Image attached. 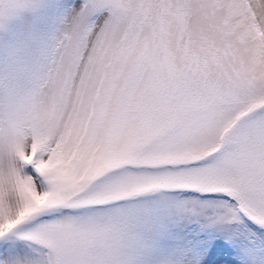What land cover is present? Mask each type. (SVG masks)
I'll return each instance as SVG.
<instances>
[{
	"label": "snow or ice",
	"instance_id": "obj_1",
	"mask_svg": "<svg viewBox=\"0 0 264 264\" xmlns=\"http://www.w3.org/2000/svg\"><path fill=\"white\" fill-rule=\"evenodd\" d=\"M0 264H264V0H0Z\"/></svg>",
	"mask_w": 264,
	"mask_h": 264
}]
</instances>
